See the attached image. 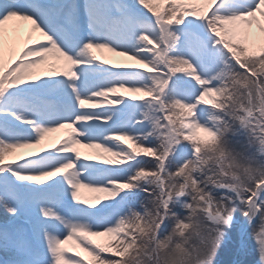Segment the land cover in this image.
<instances>
[{
	"label": "snow or ice",
	"instance_id": "obj_1",
	"mask_svg": "<svg viewBox=\"0 0 264 264\" xmlns=\"http://www.w3.org/2000/svg\"><path fill=\"white\" fill-rule=\"evenodd\" d=\"M0 209V264H264V0H0Z\"/></svg>",
	"mask_w": 264,
	"mask_h": 264
},
{
	"label": "bare ground",
	"instance_id": "obj_2",
	"mask_svg": "<svg viewBox=\"0 0 264 264\" xmlns=\"http://www.w3.org/2000/svg\"><path fill=\"white\" fill-rule=\"evenodd\" d=\"M10 25L16 24V25H20L21 27V36H26L27 35V28H28V24L27 22H23V21H11L9 22ZM98 54L101 55L104 58H108V59H112L114 61H127L126 57H122V56H117L115 53L109 52L108 50H100L98 51ZM131 95V94H130ZM69 132V130L67 128L65 129H59L57 131L51 132L48 134V137H46V140L44 142V147H48L49 146V142L50 141H56L61 139L62 137H64L65 135H67ZM82 146V147H81ZM79 148H81V153L82 156H86V155H92L94 153H96L95 149H92L91 152L93 153H86L85 149H89L88 147H85L84 145H78ZM40 146H37L36 148H28V149H19L18 154H23V155H28V153L33 152V151H39ZM91 149V148H90Z\"/></svg>",
	"mask_w": 264,
	"mask_h": 264
},
{
	"label": "rangeland",
	"instance_id": "obj_3",
	"mask_svg": "<svg viewBox=\"0 0 264 264\" xmlns=\"http://www.w3.org/2000/svg\"><path fill=\"white\" fill-rule=\"evenodd\" d=\"M91 150L92 149H90V148L89 149H85L86 153H93L94 151L91 152ZM18 151H19V149L16 150L17 154H18ZM80 151H82L81 148H80ZM82 193H84L85 195H94L92 193H89L87 189H82ZM2 214H3V210L0 209V215H2ZM98 239H102V238H98ZM220 259L222 261H224L225 264H227V261L235 259V258H234V255L228 253L227 251H222ZM241 259L250 261L251 264H256V261H257L258 257L256 256L255 252L251 248H249L248 253L245 256L241 257Z\"/></svg>",
	"mask_w": 264,
	"mask_h": 264
}]
</instances>
